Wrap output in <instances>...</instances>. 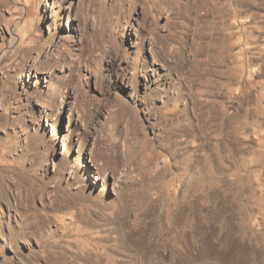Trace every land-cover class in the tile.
Masks as SVG:
<instances>
[{
	"label": "rangeland",
	"instance_id": "rangeland-1",
	"mask_svg": "<svg viewBox=\"0 0 264 264\" xmlns=\"http://www.w3.org/2000/svg\"><path fill=\"white\" fill-rule=\"evenodd\" d=\"M0 264H264V0H0Z\"/></svg>",
	"mask_w": 264,
	"mask_h": 264
},
{
	"label": "bare ground",
	"instance_id": "bare-ground-1",
	"mask_svg": "<svg viewBox=\"0 0 264 264\" xmlns=\"http://www.w3.org/2000/svg\"><path fill=\"white\" fill-rule=\"evenodd\" d=\"M154 56H156V55H154ZM144 66H145V65L143 64V65H142V68H144Z\"/></svg>",
	"mask_w": 264,
	"mask_h": 264
}]
</instances>
